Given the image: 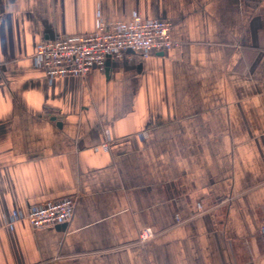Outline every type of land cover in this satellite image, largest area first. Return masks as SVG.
Wrapping results in <instances>:
<instances>
[{
    "label": "crops",
    "instance_id": "0c3cea01",
    "mask_svg": "<svg viewBox=\"0 0 264 264\" xmlns=\"http://www.w3.org/2000/svg\"><path fill=\"white\" fill-rule=\"evenodd\" d=\"M135 11L177 45L84 78L33 64ZM65 196L67 222L11 220ZM262 222L264 0H0V264H264Z\"/></svg>",
    "mask_w": 264,
    "mask_h": 264
},
{
    "label": "built area",
    "instance_id": "2783aa9c",
    "mask_svg": "<svg viewBox=\"0 0 264 264\" xmlns=\"http://www.w3.org/2000/svg\"><path fill=\"white\" fill-rule=\"evenodd\" d=\"M177 43L172 40L170 24L158 18H146L139 12H132L126 19H98L96 27L88 33H74L44 39L38 42L31 56L35 66L41 68L50 81L59 76L84 78L92 69L102 70L107 59H121L125 54H136L147 58L154 51H162ZM107 151L108 142L100 145ZM154 200H161L153 194ZM152 198V199H153ZM74 210V198L65 196L57 200L35 204L26 213L13 212L11 220L27 221L30 226L44 227L67 222ZM150 227L142 228L138 234L139 243L153 236ZM264 235V222L261 225Z\"/></svg>",
    "mask_w": 264,
    "mask_h": 264
}]
</instances>
